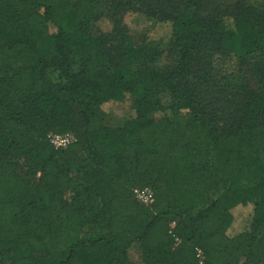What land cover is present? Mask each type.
<instances>
[{
    "label": "trees",
    "instance_id": "1",
    "mask_svg": "<svg viewBox=\"0 0 264 264\" xmlns=\"http://www.w3.org/2000/svg\"><path fill=\"white\" fill-rule=\"evenodd\" d=\"M206 1L0 0V264H264V0Z\"/></svg>",
    "mask_w": 264,
    "mask_h": 264
},
{
    "label": "rangeland",
    "instance_id": "2",
    "mask_svg": "<svg viewBox=\"0 0 264 264\" xmlns=\"http://www.w3.org/2000/svg\"><path fill=\"white\" fill-rule=\"evenodd\" d=\"M234 4L235 0H207L205 8L208 12H211L215 9H228L234 6ZM125 23L134 36L141 38L142 35H146L148 38L155 40L161 49L164 50V54L155 63L157 66L164 67L166 64L170 63L169 57H167V49L171 34V25L169 23L154 24L153 18L142 13H128L125 16ZM99 26L104 30H109L111 28V23L108 19H103L99 23ZM106 109L109 116L103 120L104 123L113 126L123 124L132 114V100L129 99L126 103L107 105ZM154 117L160 118L161 114H154ZM99 122V119L94 117L92 120V127H97ZM250 211L251 207H239L235 210L236 229L242 228L245 224L247 225ZM128 261L133 264H146L143 260L142 250L138 245H133L129 249Z\"/></svg>",
    "mask_w": 264,
    "mask_h": 264
},
{
    "label": "built area",
    "instance_id": "3",
    "mask_svg": "<svg viewBox=\"0 0 264 264\" xmlns=\"http://www.w3.org/2000/svg\"><path fill=\"white\" fill-rule=\"evenodd\" d=\"M49 139L56 148L67 147L75 140V136L72 133H56L49 134ZM136 199L145 205H150L154 201V194L149 187H137L134 190Z\"/></svg>",
    "mask_w": 264,
    "mask_h": 264
}]
</instances>
